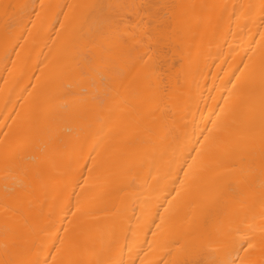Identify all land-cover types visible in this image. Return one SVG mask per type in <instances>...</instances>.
Returning a JSON list of instances; mask_svg holds the SVG:
<instances>
[{
	"label": "bare ground",
	"instance_id": "bare-ground-1",
	"mask_svg": "<svg viewBox=\"0 0 264 264\" xmlns=\"http://www.w3.org/2000/svg\"><path fill=\"white\" fill-rule=\"evenodd\" d=\"M0 264H264V0H0Z\"/></svg>",
	"mask_w": 264,
	"mask_h": 264
}]
</instances>
